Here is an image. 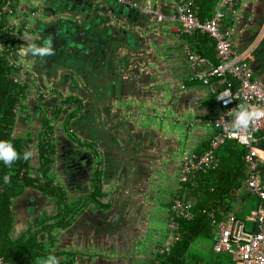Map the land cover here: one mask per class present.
Here are the masks:
<instances>
[{
  "label": "crops",
  "instance_id": "0c3cea01",
  "mask_svg": "<svg viewBox=\"0 0 264 264\" xmlns=\"http://www.w3.org/2000/svg\"><path fill=\"white\" fill-rule=\"evenodd\" d=\"M130 1L170 17L175 14L177 4H191L197 17L200 19L199 16H202L203 20L210 18L218 7V0L205 7L200 6L202 2L194 3L195 0ZM26 5L39 12V18L46 19L49 16L47 3L22 0L20 10ZM59 14L66 16L64 11ZM143 16L148 25H153L152 19L158 25L154 29L147 28L146 35L143 28L136 29L142 37L140 51H123L120 46V65L118 53L105 52L104 67L90 70L87 74L85 81L89 83V91L73 87L76 83L68 80L69 73L64 70V63L56 68V71L59 70L58 75L54 73L56 60L52 57L55 54L34 58L24 51L28 44L27 27L29 24L31 27L37 18L31 20V17L25 22L26 32L23 29L20 31L18 42L10 54L11 62L26 68L29 83L22 87L23 92L20 94L19 107L14 112L15 120L11 134L23 141L24 150L33 152V157L28 160V167L25 169L32 177L38 176L41 183L46 180L42 175L38 149L43 120L48 122V134L56 140L60 149L62 141L68 137L71 142L78 140L81 143L80 141L85 140L86 144H91V149H94L97 147L95 139H98L97 134L102 128L104 132L107 130L109 134L113 133L109 138L100 140L103 163L98 169L106 175L105 179L92 171L94 169H88L85 170L86 178L78 174L76 178H70L65 187L57 179V170L58 175L61 170L57 169L59 166L54 163L46 174L54 187L61 190L62 185L66 188L62 198L64 204L61 207L53 197L46 195L41 199L39 215L45 214L57 221L60 214H67L65 218L68 217L71 221L68 225L75 222L69 231L52 228L49 235L45 231L37 235L38 242L47 250V254L57 257L58 264L64 261V251L76 254L73 264H142L155 253L161 252L164 247L168 249L178 236L175 237L177 234L172 231L167 220L169 214L165 205L173 201L182 190L178 181L181 164L190 153L202 152L205 150L204 146L209 148V142L215 134L216 130L209 126L206 120L220 115L222 108L209 88L192 78V67L187 59L188 53L198 54L214 63L213 41L209 39L210 48L204 47L202 52L205 55H201L196 46L197 38L205 35L199 31L183 33L176 21L159 22L154 15ZM122 18L125 17H120ZM222 24L223 30L230 33L236 52L247 57L246 62L264 88V0H237L233 8L225 12ZM34 27H37L34 29V35H39L41 26ZM123 38V35L122 39L118 37V41L111 45L118 47ZM108 44L110 43L103 46ZM103 51H107V48ZM103 74H106L108 80L104 79ZM213 86L217 90L223 88L222 83L215 80ZM17 87L21 88L18 85ZM44 88L51 89L53 105H50L51 100L48 101L47 108L40 113L42 120L39 114H34L33 117L37 120L31 121L28 116L33 111L35 102L41 97L39 95L37 98V93ZM67 100L69 102H65ZM62 103H65L66 107L61 106ZM57 109L60 112L56 115ZM22 117L27 120L22 121ZM196 119L204 121L196 123ZM67 120L68 124L74 121V128L65 126ZM233 142L236 143L230 140L225 143ZM225 143L219 146L217 151L227 165V169L223 168L224 172H229L239 163L224 159L228 154ZM66 146L68 150V142ZM252 146V165L243 158L245 173L248 179L252 175L256 177L257 182L264 188V141L258 140ZM93 152L98 153L96 150H93L92 154ZM58 154L65 158L66 152L60 150ZM242 165L240 166L243 170ZM122 169L124 177L119 175ZM248 179L242 181L240 187L233 189L230 196L224 199L229 201L230 209L221 215L222 219L230 214L234 215L237 220L243 222L246 231H252L254 223L250 216L257 209L259 200L247 187ZM96 183L100 185L94 189ZM101 185L102 191L99 190ZM33 193L36 197L41 196L42 192L24 188L20 195L12 199V240L25 234L28 229L32 232L37 230L38 226L33 222L34 217L29 215L28 199ZM144 197L147 198L146 204L143 203ZM218 199L217 202L221 201ZM87 202L91 204L87 205ZM97 203H100L98 208L102 210L110 209L103 219V224L95 229L93 222L87 217L93 213ZM65 207L69 209L68 213L62 212ZM211 227L214 244L216 229ZM134 248L135 254L143 249H150V254L148 257L139 254L135 256ZM229 258L231 261V257Z\"/></svg>",
  "mask_w": 264,
  "mask_h": 264
},
{
  "label": "built area",
  "instance_id": "2783aa9c",
  "mask_svg": "<svg viewBox=\"0 0 264 264\" xmlns=\"http://www.w3.org/2000/svg\"><path fill=\"white\" fill-rule=\"evenodd\" d=\"M21 1H0V33L11 37L14 45L18 42L19 32L24 29L25 22L37 14L28 5L20 10ZM115 1L118 4L138 10L143 15H154L159 22L164 20L176 21L180 24L181 32L199 31L213 41L214 63L198 54L188 53L187 59L192 67L191 76L194 80L207 86L216 99L219 95L230 101L225 104L220 99H217L222 112L215 118L206 120V123L216 130L209 142V148L199 155L190 153L186 156L180 167L179 183H186L189 175L197 171L209 167L214 168L217 163L214 152L219 146L229 140L235 141L247 151L244 157L245 161L252 165L254 156L252 144L258 140L264 141V117L253 121L249 125L247 132L243 130L237 132L233 128V117L241 104L264 108V88L254 76L249 63L246 62L245 58L247 57L241 56L236 52L230 33L222 28L225 12L231 10L237 0H218L217 9L214 10L210 18L203 21L197 17L191 4L187 3L177 4L175 6V14L170 17L143 7L137 2L130 0ZM14 45L7 48V46L0 44V55L5 52L10 55ZM8 65L11 69L8 76L10 81L21 88L24 87L25 83H27L26 68L11 62V60ZM214 80L221 82L223 88L215 89L213 86ZM39 95H41L40 92L37 93V98ZM18 107L19 105L16 104V108ZM203 121L204 119H196L194 122L203 123ZM246 185L250 192L259 200L257 209L250 216V220L254 223V229L246 231L243 222L237 220L232 214L225 217V219L217 221L215 214L211 212L208 216L211 220V225L216 229L212 250L214 253L230 254V264H264V188L253 175L248 179ZM190 207V204L184 205L176 197L172 201L170 211L172 214H178L185 219H191L193 214L188 211ZM172 214L168 215V220L172 231H175V222ZM177 236L175 235V237ZM165 250H167V247H164L161 252ZM0 264L10 263L0 257Z\"/></svg>",
  "mask_w": 264,
  "mask_h": 264
},
{
  "label": "trees",
  "instance_id": "16d2710c",
  "mask_svg": "<svg viewBox=\"0 0 264 264\" xmlns=\"http://www.w3.org/2000/svg\"><path fill=\"white\" fill-rule=\"evenodd\" d=\"M214 1L215 0H195L193 2L196 4L202 2L200 3V6L205 7L213 4ZM199 17L200 20H203L202 16ZM193 42L194 40L192 39V44ZM209 42L208 36H198L196 46L201 55H205V53L202 52L205 48H210L208 47ZM0 44L10 48L14 45V42L11 37L4 33H0ZM9 61V53L5 52L0 55V140H9L17 153L22 156L25 151L23 148V141L19 138L13 137L11 132L15 115L14 110L16 104L19 103L20 94L23 92V89L18 88L17 85L13 84L7 77L11 72V69L8 66ZM59 112L60 110L57 109L55 114L57 115ZM68 121L69 120L65 121L66 125H68ZM42 129L41 132L43 135H47L50 131L46 120H43ZM225 145L228 154L224 159L235 160L239 165L236 168H231L229 172H227V170L224 172L223 168L227 169V165L224 163L225 161L223 162L221 160L222 157L216 150L214 155L217 158V163L214 168L209 167L189 175L187 182L181 184L182 190L180 193L178 192L179 195L177 198H179L184 205H191L188 211L193 214V217L191 219H185L178 214H172L170 211L172 201L166 203L165 209L169 215L172 214L173 216L175 232L178 235V238L171 242L167 250L155 253L152 258L142 264L231 263L229 258L231 256L227 253H214L213 250H209L204 256L199 257L192 253L191 250L193 244L198 238H211L213 236L211 220L208 216L209 213L213 212L217 221L222 219L221 213L230 209L228 206L229 201H225L224 199L227 196H230L233 189H238L242 184V181L244 182L248 179V175L245 173L246 166L243 161V158L246 155L245 149L234 142L230 144L225 143ZM204 147V151L208 150L207 146ZM202 152L197 153V155ZM40 153L43 157L44 151L41 146ZM44 161L41 171L43 178L46 180L42 183L38 176L29 177L27 173H25L21 179L18 177L20 171L28 167V161L17 159L11 167H5L0 163V257L10 264H42V261L49 254H47V250L42 244L38 242V233L45 231L49 235L52 228L61 227L64 229L68 226L69 222H71L68 217L65 218V215L67 216V214H60L58 216L59 219L55 221L54 224L45 225L43 220L40 222L35 221V224L38 226L36 231L32 232L28 229L25 234L15 240H12L10 237V232L14 223L11 212V204L14 197L20 195L24 188L37 189L44 195L48 196H58L61 191L52 185L50 178L46 175L49 170L47 164L50 163V160L44 159ZM241 164H243V170L240 166ZM232 170L233 172L231 173ZM5 175L9 177L7 182H4L3 180ZM182 191L184 192V198H182ZM219 196L220 198L218 199ZM62 198L63 195H61L60 200L58 201L59 206L61 204L60 202H63ZM172 198H174V194ZM217 199L218 201L221 199V201L217 202ZM68 210L69 209L65 207L62 212L68 213ZM62 255L64 257L62 264L74 263L76 257L75 253L64 251Z\"/></svg>",
  "mask_w": 264,
  "mask_h": 264
},
{
  "label": "water",
  "instance_id": "95a60500",
  "mask_svg": "<svg viewBox=\"0 0 264 264\" xmlns=\"http://www.w3.org/2000/svg\"><path fill=\"white\" fill-rule=\"evenodd\" d=\"M38 2L47 3L49 16L46 19H43V17L39 18V12L37 13L36 11L38 16L36 14L31 20L37 19L33 21L34 24L31 27L30 24L27 27V46L29 44L44 46L46 42L50 41V46L53 49L52 54H55L52 59L55 58L56 60L54 73L58 75L59 70L56 71V68L58 65L64 63V70H67L69 73L67 75L68 80L76 83V86L73 85V87H79L85 89V91L90 90V86H88L89 83L85 81L87 80V74H89L90 70L94 71L95 69L98 70V68L102 69L104 67L105 61L103 58H105V52H108V54H117L121 52L122 48L123 51H140L142 47V37L136 29L139 30L143 28L144 32H147V28L152 27V29H154L156 25H158L154 19H152L153 25H148L146 18L138 10L118 4L115 0H38ZM116 6L119 7V9L116 8ZM34 8L37 7L34 6ZM43 11L45 12V10ZM61 11L66 13L65 17L61 14V16H58ZM120 17L125 18L120 19ZM134 22L136 25H134ZM35 25L38 27L41 26L42 31L39 32V35H34V29L37 28L34 27ZM23 30L25 31V27ZM121 32L124 38L120 42V45L114 48V45L112 46L111 44L115 43L118 37L122 39V35L120 36ZM108 42L110 44L104 47L103 44H107ZM106 48L107 51H103L106 50ZM37 57H39V55L34 56V58ZM73 75H75L74 78ZM40 94L41 100L39 99V101L44 103L45 108H47V102L50 100V105H53L54 100L52 99L53 94L51 89H41ZM34 106L35 108L38 107L36 104H34ZM61 106L66 107V104L62 103ZM20 119L22 121L27 120L25 117ZM71 122L68 124V127L71 126ZM112 134L113 133L109 134L107 130L104 132L102 128L97 134L98 139H95L97 140V142H95V146L97 147L94 149L92 148L90 151L96 150L103 154L100 140H105ZM63 142H68L70 146L69 154L77 158L75 161L78 168L75 170L74 174H78L83 168V156L86 154L79 157L78 152L80 151H77L76 147L75 149L73 148V142L68 138L64 139ZM69 161H71V159H68L66 162ZM123 171V169L122 171L120 170L119 175L122 174L124 177Z\"/></svg>",
  "mask_w": 264,
  "mask_h": 264
},
{
  "label": "flooded vegetation",
  "instance_id": "af4514ba",
  "mask_svg": "<svg viewBox=\"0 0 264 264\" xmlns=\"http://www.w3.org/2000/svg\"><path fill=\"white\" fill-rule=\"evenodd\" d=\"M36 104H37L38 107L37 108L34 107L33 108V111H31L30 116H28L31 119V121H36L37 120L36 117H33L34 114H39L40 115V113H42V110L45 109L44 103L41 102V106L42 107H40L39 102L38 103L36 102ZM13 120H15V119H13ZM41 120H42V117H41ZM73 123H74V121L71 122V126L70 127H73L74 128V124ZM65 126H66V124H65ZM66 127H68V125ZM15 132H17V131H15ZM64 133H66V131ZM40 134H42L41 131H40ZM13 137H15V136L13 135ZM47 137L49 139H46ZM40 138H41V140L39 139L38 149H39V157H40L39 159H40V162L42 163L41 168L43 167V164L45 162L44 159L50 160V163L47 164V167H49V168H50L51 165H53V163L56 164L57 166H59V167H57V169L60 168L61 174L58 175L59 172L57 170V173H56L57 176H58L57 179L65 187L69 184L68 183V180L70 178H76V176H79L78 174H80L82 176L84 175V177L86 178V175L87 174L85 173L86 172L85 170H88V169H94V171L98 175L100 174L101 177H102V179H104L103 177L105 176V174L102 173V171L98 169V167L102 165L103 159H101V155H100L99 151H97L98 152L97 154L95 152H93V154H92V151H90L91 150V144H89V145L86 144L85 140L80 141L81 143H79L78 140L77 141H73V143H72L73 144V148L75 149V147H76L77 148V151H80V152H78L79 157L81 155L86 154V155L83 156V161H82L83 168L82 169L79 168V169H81V171H79V173L77 172L78 174H74L75 173V170L78 168V165L76 164V161H75L77 158L74 157L73 155H70L69 154L70 153V146H69V149L66 150V148H67L66 144L67 143H65V142L62 141V144H61L62 149H60V147L57 146L58 143L56 142V140H54L52 137H50L49 134H47V135L46 134H44V135L42 134V137L40 135ZM68 138H70V137H68ZM73 138H75V137H73ZM40 146L42 147V149L44 151L43 157L41 156V153H40ZM60 150L62 152L63 151L66 152V154H68V155L65 154V158L62 156V154L59 155L58 153H59ZM68 159H71V161L66 162ZM64 160H66V161H64ZM25 173H27L29 175V177H32L29 174V172L26 171L25 169L20 172V174L18 175V177L21 179L22 176ZM33 177H35V176H33ZM97 181H99V180H97ZM98 185H100V183L99 184L96 183L95 186H94V189L97 188ZM103 185H101V188L99 189L100 191H102ZM64 186L60 185V187H61V193H59L58 196H51V197L54 198V200H55L56 203H58V201L60 200L61 195H64V192H65V189H66ZM114 189H115V187H114ZM40 193H41V191H40ZM29 195H31V194H29ZM40 195L41 196H36L35 197V194L33 193L31 195V197L28 199V205H30V208H29L30 213H29V215L32 214V216L34 217L33 218V222H35V221H39L40 222L41 220H43L44 221V224H46V225L47 224H54L55 223V220L53 218H49L45 214L39 215V206H41L40 205L41 204V199L46 196L43 193H41ZM60 203H61L60 206L62 207V205L64 204V202H60ZM112 206H114L113 203H112ZM95 207H96V209L93 210V213L91 212L89 214V217H87V218H88V220H90L91 222H93L94 228L96 229V227H98V226L100 227V225L103 224L102 223L104 221L103 219H104V217H106V215L108 213V210L110 208L109 209L102 210V209H100V208L97 207V204H96ZM114 208H115V206H114ZM111 210H112V207H111ZM108 215L111 216L110 213ZM110 218H112V216ZM119 222H121V220H119ZM76 223H78V221H76ZM73 224L75 225V222ZM73 224L70 225V226L68 225L69 227H67V229H65V228L63 229L61 227H55L53 229L58 228L59 230H61V231L64 230L66 232L67 230L68 231L71 230L70 229L71 227L73 228ZM59 236H60V233H59ZM59 236L57 237L58 239H59Z\"/></svg>",
  "mask_w": 264,
  "mask_h": 264
},
{
  "label": "clouds",
  "instance_id": "9594fccd",
  "mask_svg": "<svg viewBox=\"0 0 264 264\" xmlns=\"http://www.w3.org/2000/svg\"><path fill=\"white\" fill-rule=\"evenodd\" d=\"M207 36V35H206ZM27 53L33 56H46L51 55L53 49L50 46V41L46 42L44 46H37L35 44H29L26 49ZM217 99H220L222 103H228L230 100L217 96ZM264 117V108H260L254 105H244L241 104L234 113L233 117V128L239 132L243 130L247 132L249 125L260 118ZM33 157V152L30 150H25L22 154L17 153L12 143L9 140H0V163L5 167H11L12 164L17 159H23L28 161ZM4 182L9 180L8 176L3 177ZM42 264H58L57 257L53 254H49L43 261Z\"/></svg>",
  "mask_w": 264,
  "mask_h": 264
},
{
  "label": "rangeland",
  "instance_id": "374dc122",
  "mask_svg": "<svg viewBox=\"0 0 264 264\" xmlns=\"http://www.w3.org/2000/svg\"><path fill=\"white\" fill-rule=\"evenodd\" d=\"M116 8H118L119 9V7H117L116 6ZM61 12H63V11H61ZM60 15V14H59ZM58 15V16H59ZM62 16H63V14H61ZM145 35L147 34V32H145L144 33ZM114 54V53H113ZM117 56H120V58H119V62H118V65H120L121 64V62H120V60H122L121 58H122V52H120V53H118V55ZM68 66H69V63H68ZM122 68V66H120V68L119 69H121ZM106 74H103V77H104V79L105 80H108L107 79V77L105 76ZM75 77V75H73V78ZM27 85H29V83L27 82ZM28 95H30L29 93H28ZM31 96V95H30ZM29 96V97H30ZM76 98V97H75ZM78 98H79V96H78ZM39 105H40V107H42L41 106V101H39ZM69 107V106H68ZM146 197H144L143 198V200H144V204H146ZM102 202V201H101ZM100 202V203H101ZM100 203H97V207H100ZM89 204H91L90 202H87V205H89ZM94 209H96V207H94ZM151 232V231H150ZM211 246H213V241H212V238H198L197 239V241L193 244V246H192V248H191V250H192V253H194V254H196V255H198L199 257H201V256H204L207 252H208V250L210 249V248H212ZM66 252V251H65ZM133 255H137V254H139V256H147L148 257V255L150 254V249H143V251H141L140 253H136L135 254V248H134V251H133Z\"/></svg>",
  "mask_w": 264,
  "mask_h": 264
}]
</instances>
